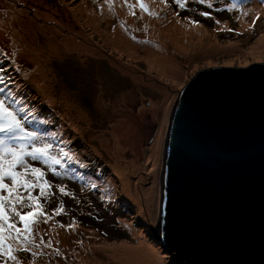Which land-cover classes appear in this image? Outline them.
Wrapping results in <instances>:
<instances>
[{"label": "rangeland", "instance_id": "1", "mask_svg": "<svg viewBox=\"0 0 264 264\" xmlns=\"http://www.w3.org/2000/svg\"><path fill=\"white\" fill-rule=\"evenodd\" d=\"M129 2L135 4V0ZM211 2L213 7L210 9L206 4L200 6L196 0H187V6L182 11L174 0H166V3L145 0L156 15L141 13L136 5L133 9L136 14L133 16L124 0H112L111 9L105 0H0V19L5 17L3 12L6 6L11 8L14 21L18 19V29H4L18 40V50L8 34L0 29V61H5L1 62L5 64L0 65L3 70L0 75L5 78V82L0 84L5 89L3 94L11 92L10 100L22 101L23 107L30 113L26 121L27 129L46 135L54 144V154L64 148L79 160V163L68 164L66 169L56 166L57 171L63 174L59 178L52 176L47 165L34 161L47 173L46 178L53 184L64 185L67 191L72 188L75 199L57 192L52 202L42 200L47 203L48 211L45 206L44 211L50 218L45 223L44 217H41L34 235L35 243L28 246V251H22L24 255L20 251L14 253L19 264H118L106 249L114 240L137 241L131 228L126 225L127 221L132 222L140 234L154 244L165 264H179L155 239L153 231L160 212L163 157L170 121L169 114L168 119L166 116V106L159 111L153 105H162L163 98L170 96L174 85L183 75L176 73L178 78H174L175 72L171 70L168 72L171 78L158 77L155 72H158L159 67L154 70L150 68L152 63H149L150 59L156 58V52L152 54L148 50L160 51L158 47L167 43L169 50L166 53L177 58L186 73L202 56L196 47L198 42L216 37L224 46L235 43L238 35L234 29L239 30L241 36L248 35L246 29L250 28V24L247 26L248 20L241 22L242 13H247L250 18L256 15L255 10L259 8L252 12L253 3L250 1ZM233 2L237 3L236 8L212 16V9L229 8ZM255 3L259 5L257 1ZM198 5L200 11H207L212 17H201ZM13 7H18V14L13 12ZM246 8L249 11L243 12ZM194 17L205 20L198 22ZM219 17L224 20L216 26L214 22L220 20ZM261 21L262 14L255 21L253 33L257 32ZM184 25L189 26L188 36L195 27H203L206 31L201 40L194 39V49L185 46L186 53L181 49L182 40L173 41L170 37L174 34L172 32L185 29ZM72 29L78 37L71 33ZM250 34L252 37L250 35V41L245 46L233 45L235 51L227 53L223 50L217 52L215 48L211 56L246 55L260 48L254 46L256 36ZM28 42L33 43L32 50L27 48ZM171 57L166 56L165 60L173 66L175 60ZM114 58L121 59V63L116 65L112 61ZM127 67H133L134 73ZM13 68L18 73L13 72ZM142 68L153 70L147 72L152 77L146 81V86L133 83L142 75L139 73ZM22 81L34 88L37 94H24L27 90L20 88ZM8 85L12 87L10 90ZM34 95H39V98L33 100ZM161 113L163 117L160 120ZM127 125H130V135L126 136L132 149H129L128 154L133 153V150L142 153L137 158L145 167L139 170V173H144L145 180L140 181L138 173L134 174V184L141 188L159 187L150 202V209H154L153 205L156 204L155 218L146 206H136L133 199L122 192L118 178L123 177L111 167L115 159L104 151L105 147L99 150L101 141L98 136L111 135V126L118 131V127ZM159 135H163L162 161L157 168L152 160L146 161L143 157L146 150L151 152ZM41 137L45 139V136ZM94 146L98 147V151ZM81 163L86 167H81ZM109 181L115 184V195L105 190ZM93 182L97 188L89 186ZM73 184H79V187ZM38 191H34L36 195ZM123 194L132 202L124 200ZM61 201L64 204L63 212L54 214L53 210ZM64 211L68 212L69 217H82L88 224L94 225L93 219L98 222L97 227L101 232L82 231L73 224L69 227V221L62 218ZM93 238L97 239L96 243H93ZM8 264L14 262L9 261Z\"/></svg>", "mask_w": 264, "mask_h": 264}, {"label": "water", "instance_id": "2", "mask_svg": "<svg viewBox=\"0 0 264 264\" xmlns=\"http://www.w3.org/2000/svg\"><path fill=\"white\" fill-rule=\"evenodd\" d=\"M165 106L155 239L179 264H264V48L201 56Z\"/></svg>", "mask_w": 264, "mask_h": 264}, {"label": "snow or ice", "instance_id": "3", "mask_svg": "<svg viewBox=\"0 0 264 264\" xmlns=\"http://www.w3.org/2000/svg\"><path fill=\"white\" fill-rule=\"evenodd\" d=\"M105 2L111 9L112 0H105ZM160 2L166 3V0H160ZM174 2L181 9L187 6V0H174ZM196 2L206 4L210 9L213 7L211 0H196ZM124 4L133 16L136 14L133 11L136 5L139 6L141 13L149 16L156 15L145 0H135V4L124 0ZM237 6V3L233 2L229 5V10ZM200 15L211 18L209 12H201ZM0 71L3 70L0 69ZM4 82V76L0 75V84ZM4 91L5 89L0 87V93ZM11 97V92L6 97H0V261L2 264H8L9 261L19 264L14 253L20 250L28 251V246L35 243L34 235L41 217H44L45 223L50 218L44 211L42 200L52 202L57 192L62 196H71L75 199L74 193L67 191L66 186L53 184L46 178L47 173L40 167L34 166L31 161H40L47 165L52 176L56 178L63 175L57 171L56 166L66 169L68 164L79 163L78 158L70 155L64 148H60L58 153L54 154L52 151L54 146L51 142L44 140L38 132L28 130L26 121L30 113L23 107L22 101L10 100ZM14 104L20 106L14 107ZM22 113L25 115L22 116ZM80 166L86 167L82 163ZM89 186L98 187L94 182ZM37 189L38 195H33ZM63 210L64 204L61 201L53 211L54 214H59ZM159 223L158 218L157 232Z\"/></svg>", "mask_w": 264, "mask_h": 264}, {"label": "bare ground", "instance_id": "4", "mask_svg": "<svg viewBox=\"0 0 264 264\" xmlns=\"http://www.w3.org/2000/svg\"><path fill=\"white\" fill-rule=\"evenodd\" d=\"M246 1H250L253 3V5L251 7V9H253L252 12L255 9L259 8V9L255 10L256 15H253L250 18L247 17V13H242L241 22H243L244 20H248L247 26L250 24V28L246 29V31L248 32V35L237 36L235 43H229V45H225V46L222 45L223 42L219 41V39L216 37L213 38L212 40H207V41L202 40V41L198 42L197 46H196L195 42H193L194 39L201 40L202 36L206 34V31H205V29H203V27H195L191 31L190 35L189 36L187 35V37L184 38V40H182L181 49L186 53V47L185 46L188 45L193 49L196 46L197 49L200 50L202 56H211L212 54L215 53V51H216L215 48H217V52L223 50V51H225V53H227V52L235 51L236 48H233L234 47L233 45H235V46L238 45V47H239V46H245L246 44H248V42L250 41V38L252 37L250 32L254 36H256V39L253 43V44H255L254 46H259L260 48H264V0H240V2H246ZM255 1H257L259 3V5H256ZM12 10L16 14H18V7H15V8L13 7ZM247 11H249L248 8H246L243 12H247ZM124 13H126L125 10H124ZM3 14L5 15V17L3 19H0V29H2V30L11 29L13 31L18 29V19L16 20V22L14 21L13 16L11 14V8L9 6L5 7ZM261 14H262L261 24L257 27V32L253 33L255 21L259 17V15H261ZM57 21H58V23H60V20H57ZM243 28H245V27L243 26ZM2 30H0V32ZM4 32L8 34L9 39L12 40V42L16 45V49L18 50V40L16 41L14 37H11L9 35L8 31L4 30ZM71 33L74 34L75 37L77 36V34L75 35L73 29L71 30ZM17 35H18V31H17ZM250 35H251V37H250ZM216 40H218L219 42H216ZM211 42H212V44H211ZM127 44L131 45L130 43H127ZM241 44H244V45H241ZM68 45L69 44H66V46H68ZM215 45L217 47H215ZM33 46H34L33 43L28 42V45H27L28 49L32 50ZM158 49L160 51H149L148 50V52H152V54H154L153 52H156V58L150 59L151 61L149 63H152L150 68H152L154 70L159 67L158 72L157 71L155 72L159 75L158 77H160V78H171L168 74V72L171 70H173L175 72V74L173 75L174 78L175 77L178 78L176 76V73H179L181 76L184 75L185 72H184V67L182 66V64L179 61H177V58L174 59L172 54L166 53L167 50H169V46H167V43H165V45H160L158 47ZM148 52L146 53V55L148 54ZM158 55H161V56H158ZM132 56L134 58H138V59L141 58V57H137L134 55H132ZM166 56L167 57H171V56L173 57V59L175 60L174 63L172 64L173 66H171V64H168V61L165 60V59H167ZM142 59H144V57ZM120 60L117 58H114L112 61L114 63H116V65H119L121 63ZM127 68L129 69V71L131 73H134V70L132 69L133 67H127ZM177 70H179V71H177ZM150 71H153V70H144L142 68L139 71V73L142 75L137 77L138 81L135 79V81L133 83L135 85L137 83V85L146 86L147 85L146 81L152 77V75L151 76L147 75V72L149 73ZM85 72L86 71H84L83 73H85ZM128 94L130 95L131 93H128ZM123 97H125V95ZM167 99L168 98H166V99L163 98L164 102L162 103V105L154 104L153 105L154 109H157L159 111L162 110L163 106H165ZM125 106H123V108H125ZM124 111H126V110H123L122 112H124ZM162 113L160 115V120L163 117ZM166 116L168 119V112L167 111H166ZM129 126L130 125L118 127V131L116 129H113L115 127L111 126V128H112L111 135H103L102 134L101 136H98V139L101 141V143L99 144V150L101 151L105 147L104 151L107 154L111 155V157L113 159H115L116 162H115V164H112L111 167L113 168L114 172L117 171L116 173L119 175H122V177H123V179L118 178L120 180L121 187L123 188L122 192L124 194L130 196L133 199V201L135 202L136 206H139V207H142L143 205L146 206L148 209V212H150L151 216H153V218H155V206H156V204L153 205L154 209H150V207H151L150 202L152 201V198L158 193L159 187L155 185L151 188H141V187L135 185L133 182L132 177L134 174H137V173L139 175L140 181L145 180L144 173H139V170L144 169L145 167H144V164H142L140 162V159L137 158L140 155L142 156V153H137L136 150H133V153L128 154L129 149H131L129 146L130 140L126 136V135H130ZM162 142H163V135H159L157 137V141L155 142V144L151 148V152L146 150L144 153L145 157H143L146 161L152 160L153 165H155L157 168H159L160 163L162 161V153H161L162 144H163ZM94 148H95V150L98 151L97 146H94ZM129 157L131 159H128ZM105 190L110 195L116 194L115 184L112 181H109V184L105 185ZM123 199L129 203L132 202L125 195L123 196ZM126 225H128L131 228V230L134 233V236L137 237V241L132 242V240L128 241L126 239H122L119 241L114 240L113 241L114 243L111 242L112 244H109L107 249H106L107 252H110L115 257V259L118 261V264H165V262L162 260V258L159 257L158 251L155 248L154 244H152L148 239H146L144 236H142L140 234L139 229H137L132 224V222L130 223L129 221H127ZM92 232L93 233L95 232V234H97L95 229ZM104 240H106V239H104ZM106 241H108V240H106ZM96 242H97V239L93 238V243H96Z\"/></svg>", "mask_w": 264, "mask_h": 264}, {"label": "trees", "instance_id": "5", "mask_svg": "<svg viewBox=\"0 0 264 264\" xmlns=\"http://www.w3.org/2000/svg\"><path fill=\"white\" fill-rule=\"evenodd\" d=\"M225 1H227V0H225ZM217 9H221V11H217ZM229 10V8L228 7H222V8H218V7H216V9H215V11H217V12H221V13H223V12H227ZM211 14H212V16L214 15V13H212L211 12ZM216 14V13H215ZM211 16V17H212ZM217 16H219V15H217ZM201 17H203V16H201ZM224 17V16H223ZM220 18V20H216L214 23L216 24V26H217V21H219V23H221V20H224V18H221V17H219ZM202 19H204V18H202ZM201 19V20H202ZM157 21H159L158 19H156ZM199 22V21H198ZM157 23H160V22H156L155 24H157ZM236 23V25L238 26V23L237 22H235ZM160 24H162V23H160ZM185 26V29H183V30H180V31H176V32H172V33H174V34H171L170 35V37H171V39L174 41V40H179V39H181V40H183L185 37H187V32H188V28H189V26L187 27L186 25H184ZM233 27V26H232ZM234 32L236 33V35H238V36H241V34L239 33V30H237V29H234ZM1 62H4V60H1L0 61V64H3V63H1ZM13 70V72H16V73H18L16 70H15V68H13L12 69ZM18 80V79H17ZM12 87H11V85H8V90H10ZM20 88L22 89V90H27L24 94H31V93H35V94H37L36 93V91H35V89L34 88H32L31 86L30 87H28L27 86V83L25 82V81H22L21 82V84H20ZM33 100H36V99H38L39 98V95H34L33 96ZM45 107H47V105H44ZM94 225H97V223H95ZM98 226V225H97ZM119 228V227H118ZM121 230V229H120ZM96 231H98V232H101V230L99 229V230H96ZM123 231V230H122ZM127 231V230H126ZM151 237H152V235H151ZM104 238V237H103ZM177 263V262H176Z\"/></svg>", "mask_w": 264, "mask_h": 264}]
</instances>
